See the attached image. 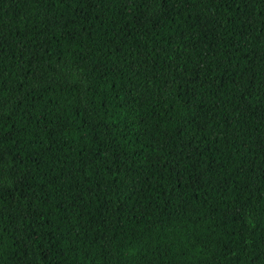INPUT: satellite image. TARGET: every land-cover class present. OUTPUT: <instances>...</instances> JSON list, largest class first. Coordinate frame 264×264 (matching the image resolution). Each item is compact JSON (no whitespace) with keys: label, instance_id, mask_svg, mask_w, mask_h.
<instances>
[{"label":"trees","instance_id":"trees-1","mask_svg":"<svg viewBox=\"0 0 264 264\" xmlns=\"http://www.w3.org/2000/svg\"><path fill=\"white\" fill-rule=\"evenodd\" d=\"M0 264H264V0H0Z\"/></svg>","mask_w":264,"mask_h":264}]
</instances>
